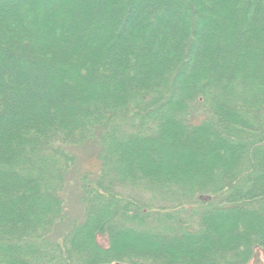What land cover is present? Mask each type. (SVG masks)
<instances>
[{
  "label": "trees",
  "instance_id": "16d2710c",
  "mask_svg": "<svg viewBox=\"0 0 264 264\" xmlns=\"http://www.w3.org/2000/svg\"><path fill=\"white\" fill-rule=\"evenodd\" d=\"M260 256L264 0H0V264Z\"/></svg>",
  "mask_w": 264,
  "mask_h": 264
},
{
  "label": "rangeland",
  "instance_id": "374dc122",
  "mask_svg": "<svg viewBox=\"0 0 264 264\" xmlns=\"http://www.w3.org/2000/svg\"><path fill=\"white\" fill-rule=\"evenodd\" d=\"M96 160L94 158L92 159H88L86 161V163L84 164L83 167H81L82 169L87 168V169H93L96 165ZM71 199H76V196H72ZM69 212L72 215V217H76L79 216L80 212H81V204L79 202H76L75 200H71L70 204H69ZM259 264H264V259L262 256L259 257Z\"/></svg>",
  "mask_w": 264,
  "mask_h": 264
}]
</instances>
